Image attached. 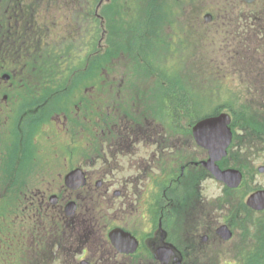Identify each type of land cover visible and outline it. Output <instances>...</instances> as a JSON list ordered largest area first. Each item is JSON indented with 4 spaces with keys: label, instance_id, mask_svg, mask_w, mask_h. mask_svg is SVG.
Masks as SVG:
<instances>
[{
    "label": "flooded vegetation",
    "instance_id": "1",
    "mask_svg": "<svg viewBox=\"0 0 264 264\" xmlns=\"http://www.w3.org/2000/svg\"><path fill=\"white\" fill-rule=\"evenodd\" d=\"M218 8L202 12L212 27L199 44L200 73L181 89L158 74L137 84L136 61L154 58L155 41L146 54H125L105 30L104 72L94 88H73V106L41 103L43 92L24 74L23 11L0 21V264L31 254L41 264L58 257L60 264H264V10ZM184 10L179 18L191 14ZM234 18L238 25L223 31ZM40 29L43 39L37 22ZM169 46L179 55L178 43ZM119 63L132 73H117ZM42 115L48 122L27 126ZM207 118H218L217 126L196 137L194 126ZM60 150L72 160L63 171ZM18 157H34L39 169L41 157L40 197L30 204L41 221L31 234L10 223L26 219L11 200ZM211 157L228 182L207 166ZM77 168L83 184H64ZM119 229L137 240L134 252L122 236L111 237Z\"/></svg>",
    "mask_w": 264,
    "mask_h": 264
},
{
    "label": "rangeland",
    "instance_id": "2",
    "mask_svg": "<svg viewBox=\"0 0 264 264\" xmlns=\"http://www.w3.org/2000/svg\"><path fill=\"white\" fill-rule=\"evenodd\" d=\"M86 0H83L85 2ZM24 4L22 5V3ZM89 10L90 13L86 12L85 7H80V3L70 2V0H0V21H7L12 15L14 10L23 11L24 22L18 27H22L24 30L20 34V44L22 47L26 46V65L23 69L24 74L29 76L30 84L33 89L41 90V103H44L48 99L51 102L54 100L57 102H62L67 100V106H73V102L70 100L73 88L77 90H90L94 88L92 85L97 84V75L94 74L93 61L95 58L101 57L103 64V53H104V42L103 35L104 31H110V38L115 41L114 44L119 45L124 49V53L128 54L129 50H138L140 44H146L148 41L154 40L156 47L154 50V58L144 56V59H138L136 65L139 68V74L141 78L138 77L137 84H145V75L158 74L163 77H167L163 82L166 85L168 77L175 76L181 81L187 78L188 75L197 76L200 73V62H199V44L206 39L205 36H210V30L208 28L212 27L206 26V22L203 17V10L211 11L216 10L218 6L225 10H238L241 12L259 9H264V0H257L256 4L253 6H248L243 0H89ZM68 4H71L73 11L78 10V6L82 11L81 17L76 13L74 15L78 16L79 26L84 30L85 33H78L77 40L68 43L69 45L60 41V35L62 33V24L67 21L71 15V8ZM42 6V7H41ZM183 8L184 11H190L188 17L179 18V11ZM22 7V8H21ZM218 8V9H220ZM196 15H199L201 10V15L198 18L193 14L195 11ZM153 14L157 17L153 18ZM244 13H240L242 16ZM15 15V13H14ZM22 15V12L20 13ZM55 17H59V24L54 28ZM13 19H11L12 21ZM46 20L51 22L53 27L51 30L48 28L44 29V38H41V29L36 33L34 26L37 22L41 25ZM10 21L9 27L12 24ZM233 24H226L223 31H231L230 26L238 25V21L232 19ZM86 22L88 24H86ZM16 24V19H15ZM164 24H168L163 26ZM241 25H247L242 22ZM136 28H135V27ZM8 27V28H9ZM158 27V35L156 37L153 34ZM8 32V31H7ZM14 32V31H13ZM12 32V33H13ZM127 32L134 34L132 39ZM162 33V34H161ZM83 35V40L81 41L80 36ZM85 35V36H84ZM124 37L120 40V37ZM138 37V39H137ZM91 38L93 40L91 41ZM31 42V43H30ZM87 42L89 47H92L94 43L93 52L85 63L84 67L74 68L73 71H68L64 75L62 73H54L56 67L58 70L63 69L68 70L67 64H74L76 58L68 57V49L79 50L83 46V43ZM173 43V46L179 45V55L176 54L177 49L173 50V55H170L169 44ZM32 44V45H31ZM65 44V45H64ZM28 45V46H27ZM150 45V43H149ZM152 45V42H151ZM58 50H61V55L58 54ZM90 51V50H89ZM144 50H142L143 53ZM148 50L145 49V53ZM89 54V53H88ZM84 54L83 56H85ZM179 56V57H177ZM127 57V56H126ZM181 58H186L190 60V64L185 63ZM65 60V61H64ZM79 61H76L77 64ZM165 62V63H164ZM184 64V65H183ZM187 64V65H185ZM117 64L120 70L117 73L128 74L132 73L131 64ZM79 69V70H78ZM102 74V73H100ZM26 75V77H27ZM70 75L73 77L70 78ZM196 79V77H194ZM193 79V80H195ZM101 81L99 82V84ZM50 86L46 90H42V86ZM61 85V87H60ZM70 86L71 88H69ZM177 88H181V83L176 85ZM165 88V87H163ZM55 89H62L65 92L55 94ZM69 91V93H68ZM60 104H50V106H58ZM59 110V109H58ZM50 116L43 118L41 116V121L35 118H29L27 126L33 129L42 122H48ZM51 126V125H50ZM31 139L34 137L33 134L30 135ZM61 161L65 163L61 167V170L67 168L72 164L71 157L67 153L60 150ZM19 164L16 171L14 179V188L12 202L15 206H21L25 211V222L21 224L19 222H10L13 224V229L21 233L22 228L31 234L29 229L32 224L37 223L38 220L41 221V209L38 211V206L32 202H37L40 197L39 190H41V157L40 159V169L34 161V157H18ZM75 162V158L73 159ZM61 162V163H62ZM66 171V170H65ZM29 176V178H26ZM58 179V177H56ZM61 179V184H63V179ZM59 185L58 181L55 186ZM58 190V189H54ZM24 202V204H23ZM29 208L28 210L26 208ZM8 218V217H7ZM41 226V224L39 225ZM22 227V228H21ZM21 228V229H20ZM16 238V237H15ZM131 246V243H128ZM48 255V254H47ZM51 258H56L53 253H49ZM58 260L64 261L63 257L56 258V263L60 264ZM41 264V255H29L25 261L19 259L16 264ZM72 264V262H70Z\"/></svg>",
    "mask_w": 264,
    "mask_h": 264
},
{
    "label": "trees",
    "instance_id": "3",
    "mask_svg": "<svg viewBox=\"0 0 264 264\" xmlns=\"http://www.w3.org/2000/svg\"><path fill=\"white\" fill-rule=\"evenodd\" d=\"M71 2H73L74 0H70ZM80 9V8H79ZM69 45V44H68ZM92 45V47H88L87 49H86V47H84V50L81 52V53H76V51L75 50H73L72 48H70V49H68V57L71 59V57H72V52L74 53L73 54V57L74 58H76V61H79L77 64H75V62H74V64H70V63H68L67 64V68H68V70H65L64 69V66L62 67L63 69H60V70H58L57 69V67H56V69H55V71H54V73H62L63 75L66 73V72H68V71H73L74 70V68H80V67H84L88 62H90V64H91V61H88L87 63H85L86 61H87V59L90 57V55L92 54V52H93V48H94V43H92L91 44ZM70 46V45H69ZM71 47V46H70ZM90 50V51H89ZM94 50H95V48H94ZM58 52V54L59 55H61V50H58L57 51ZM89 53V54H88ZM84 54H86L85 56H83ZM65 61V60H64ZM103 61H105L104 60V57H103ZM92 65V64H91ZM104 64H103V62H102V60H101V57H98V58H95L94 59V61H93V66H94V71H95V73L94 74H100V73H102V68L104 69V66H103ZM79 70V69H78Z\"/></svg>",
    "mask_w": 264,
    "mask_h": 264
},
{
    "label": "water",
    "instance_id": "4",
    "mask_svg": "<svg viewBox=\"0 0 264 264\" xmlns=\"http://www.w3.org/2000/svg\"><path fill=\"white\" fill-rule=\"evenodd\" d=\"M249 2H252L254 0H247ZM207 20H210L211 16L210 15H206L205 17ZM218 121L219 119L218 118H211V119H207L205 121H202L200 122L198 125H197V128H206L208 126H217L218 124ZM195 129V130H196ZM207 147H209V145H206ZM211 154L213 155L214 153L211 152ZM214 158V157H213ZM212 161V160H211ZM210 164H212V162H210ZM80 174V175H79ZM82 173L80 170H76L74 172H71L70 174H68L66 176V183L69 185V186H79L80 184L83 183L82 181Z\"/></svg>",
    "mask_w": 264,
    "mask_h": 264
},
{
    "label": "bare ground",
    "instance_id": "5",
    "mask_svg": "<svg viewBox=\"0 0 264 264\" xmlns=\"http://www.w3.org/2000/svg\"><path fill=\"white\" fill-rule=\"evenodd\" d=\"M135 27V26H134ZM136 28V27H135ZM145 44H143L142 46H141V48L139 49L140 51H142V50H144L143 52H145Z\"/></svg>",
    "mask_w": 264,
    "mask_h": 264
}]
</instances>
